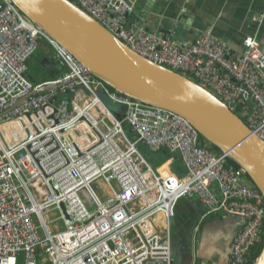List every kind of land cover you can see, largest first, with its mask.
Instances as JSON below:
<instances>
[{
    "label": "built area",
    "instance_id": "1",
    "mask_svg": "<svg viewBox=\"0 0 264 264\" xmlns=\"http://www.w3.org/2000/svg\"><path fill=\"white\" fill-rule=\"evenodd\" d=\"M74 2L138 54L210 90L264 140V54L254 36L236 53L208 32L191 41L178 39L176 26L162 35L128 24V0ZM0 4V264H172V219L186 196L204 215L239 219L224 264H248L264 235V198L242 169L185 118L110 89L11 0ZM40 40L64 72L33 82L29 61ZM99 89L125 112L108 110ZM68 91L73 98L57 97ZM82 122L90 128L85 138ZM139 143L178 154L184 173L170 167L162 175ZM55 210L63 229L51 227Z\"/></svg>",
    "mask_w": 264,
    "mask_h": 264
},
{
    "label": "water",
    "instance_id": "2",
    "mask_svg": "<svg viewBox=\"0 0 264 264\" xmlns=\"http://www.w3.org/2000/svg\"><path fill=\"white\" fill-rule=\"evenodd\" d=\"M11 1L107 87L185 118L204 140L242 169L264 198V140L218 96L187 76L138 54L72 0ZM126 18L130 24L132 15ZM98 94L104 97L108 110L117 116L125 112V105L109 99L103 89ZM63 95L73 98L72 91L58 92L57 97ZM55 124L59 120L55 119ZM60 207L65 213L63 203ZM206 247L202 244L200 250ZM213 256L199 254L195 264H221L219 258L212 260ZM252 264H264V243Z\"/></svg>",
    "mask_w": 264,
    "mask_h": 264
},
{
    "label": "crops",
    "instance_id": "3",
    "mask_svg": "<svg viewBox=\"0 0 264 264\" xmlns=\"http://www.w3.org/2000/svg\"><path fill=\"white\" fill-rule=\"evenodd\" d=\"M128 1L133 7L129 13L133 17L132 21L140 22L149 31L164 35L176 26L177 38L191 41L197 33L208 32L226 42L232 52L236 53L242 52L243 39L251 35L257 39L264 54V0ZM37 52L39 53L35 56ZM32 61L39 64L36 71L39 70L43 74L45 78L43 80L55 79L64 72L61 61L55 56L54 48L45 40L39 41L29 61V70ZM29 77L33 82L43 81L35 79L30 74ZM17 127L16 132L21 136V129ZM78 128L84 137V132L88 130L84 127V122L79 124ZM70 133L76 140L79 139L80 146L82 139L74 131ZM167 164L165 162L162 166L167 167ZM167 169L169 171L170 168ZM159 171L165 174L168 172L162 167H159ZM176 205L177 221L175 222L173 218L171 226L173 228L175 225L179 226L180 232L179 234L176 232L172 237L171 228V252L174 240L179 235L181 254L177 259L178 264H195L199 254L208 257L214 254L221 264H224L230 255V243L239 219L235 216L223 217L220 213L204 215V207L194 196L182 197ZM205 243L207 246L205 250H200Z\"/></svg>",
    "mask_w": 264,
    "mask_h": 264
},
{
    "label": "trees",
    "instance_id": "4",
    "mask_svg": "<svg viewBox=\"0 0 264 264\" xmlns=\"http://www.w3.org/2000/svg\"><path fill=\"white\" fill-rule=\"evenodd\" d=\"M72 1L74 2V0H72ZM34 82H36V81H34ZM129 134L131 135V133H129ZM201 139L204 141V139L202 137H201ZM207 144L213 150H215L217 152H221L218 148H216L215 146H213L209 142H207ZM138 147H139V150L141 151V153L143 154V156L152 165V167L153 166H154V168L160 167L163 163L167 162L168 164H167V167L166 168H168V167L170 168L171 167V171L176 172L178 174H183L184 173L185 168H184V166L182 164V160H181V158H180V156L178 154L171 153L166 148H162V149L154 152V151L149 150L147 148V146H145L144 144H141V143L138 144ZM171 159H173V160H172V162L170 164V160ZM228 163L230 165L238 168V166L235 163H233L232 161L228 160ZM162 174L165 175V173H162ZM263 243H264V235H263L262 240L253 247V249H252V256H251L250 261H249L248 264H252L253 260L255 259V257L260 252Z\"/></svg>",
    "mask_w": 264,
    "mask_h": 264
},
{
    "label": "rangeland",
    "instance_id": "5",
    "mask_svg": "<svg viewBox=\"0 0 264 264\" xmlns=\"http://www.w3.org/2000/svg\"><path fill=\"white\" fill-rule=\"evenodd\" d=\"M39 52H37V53H35V56L38 54ZM39 66V64L38 63H36V61H32L31 62V67H30V70H29V74L32 76V77H34L35 79H42L43 80V78H44V76H43V74H41L40 72H39V70L38 71H36L37 70V67ZM47 78H49V77H47ZM45 79V78H44ZM40 81V80H39ZM101 97V100H102V102L104 101V97H102V96H100ZM104 104V103H103ZM105 105V104H104ZM239 116H241L240 114H238ZM70 132H73V130H70L69 131V134H71ZM77 142H79V139L77 138V140H76ZM169 161V160H168ZM154 167V166H153ZM160 167H162V169L164 170V171H168V169L166 168V167H163L162 165L160 166ZM159 170V169H158ZM92 187L95 189V190H97L98 191V189H97V185L95 184H92ZM104 190L106 191L107 190V188H106V186H104ZM82 199H83V201H84V203L85 204H89V201H88V199L86 198V197H84V194L82 195ZM179 208H180V205H179ZM175 210H177V205H175ZM58 216H59V211H57V210H55V211H51L50 213H49V218H53V219H55L56 221L51 225V227L52 228H57V229H63L64 228V224H63V221L62 220H57L58 219ZM173 218H174V220H175V222L177 221L176 220V214L173 216ZM177 219H178V217H177ZM173 220V219H172ZM180 223V221H178L177 222V224H179ZM55 226V227H54ZM41 232V235H42V231H40ZM176 232L179 234V232H180V229H179V226H177V225H175V227L173 228L172 227V237L174 236L173 234H176ZM181 254V248H180V237H179V235L177 236V238L174 240V243H173V246H172V257H173V264H178V257H179V255ZM212 260H214V261H216L217 260V257H216V255H214L213 256V259Z\"/></svg>",
    "mask_w": 264,
    "mask_h": 264
},
{
    "label": "bare ground",
    "instance_id": "6",
    "mask_svg": "<svg viewBox=\"0 0 264 264\" xmlns=\"http://www.w3.org/2000/svg\"><path fill=\"white\" fill-rule=\"evenodd\" d=\"M80 95H82V92L80 91L79 92ZM92 112H93V115L95 116L96 115V112H94V109H92ZM84 127H86L88 130L90 129L87 125V123L84 122ZM85 138V137H84ZM83 141L80 142V146L83 147L82 145ZM163 175V174H162ZM95 185V184H94ZM52 225V224H51ZM55 227V226H54Z\"/></svg>",
    "mask_w": 264,
    "mask_h": 264
}]
</instances>
